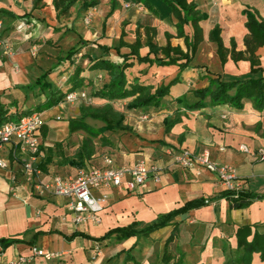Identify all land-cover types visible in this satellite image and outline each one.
Returning <instances> with one entry per match:
<instances>
[{
	"label": "crops",
	"instance_id": "crops-1",
	"mask_svg": "<svg viewBox=\"0 0 264 264\" xmlns=\"http://www.w3.org/2000/svg\"><path fill=\"white\" fill-rule=\"evenodd\" d=\"M52 1L47 0L50 5L48 10L54 14L56 11ZM144 1L100 0L97 6L82 11L79 17L82 19L91 14L94 24L91 29L81 28L78 31L80 43L74 46L78 48L83 43L81 49L78 48L79 54L92 53L119 63L121 57L115 46L120 44V39L133 44L140 35L143 44L140 53L145 55L149 51V46L145 43L146 27L156 29L154 42L159 46H166L170 42L172 46H180L186 50L184 38L178 37V19L170 6L162 0H148L157 11L155 14L147 8ZM188 1L196 3L197 8L208 15L207 19L200 21L204 40L199 44L191 66L180 70L178 65L159 66L134 60L126 71L129 83L138 81L144 85H152L154 89L168 84L180 74V80L170 87L169 94L159 106L129 109L127 103L133 97L109 101L93 96V91L102 87L109 80V75L106 71L87 68L82 74L85 82L81 88L87 91L89 99L74 103L62 101L41 111L44 119L40 131L43 149L35 162L37 166L48 158L49 147H54L57 142L63 143L58 150L65 155L72 156L76 153L84 135L70 133L69 118L81 115L80 106L83 103L95 107L113 103L116 109L125 114V124L132 131L106 132L112 141L111 145H102L99 139L96 140V153L89 160V166H103L105 156L113 158L114 166H129L137 161L147 160L160 166L161 181L156 182L153 176H149L144 184L132 191L127 190L126 185L96 190V197L104 194L108 196L102 202V222L76 226L66 210L64 197L49 193L40 195L25 182L22 164L28 157V152L20 145H6L0 149L1 155L9 161L8 168H0V264H7L18 255L31 254L33 246L62 254L49 261L37 257L33 264H167L165 253L170 258L169 264H225L233 257L237 248L239 227L244 224H259V230L264 232V198L253 200L246 208H231L228 199L223 196L226 190L214 173L204 167H186L176 162L177 155L184 149L194 153L208 149L213 160L232 164L236 168L242 191L264 194V160L255 155L259 149L264 148V109H256L250 99L243 100L244 106L241 109L230 104H209L190 110L177 101L182 96H186L190 103L197 101L193 90L208 85V76L220 75L224 80H234L227 79L229 68L237 71L243 67L246 71L244 78L264 76V46L257 51L262 69L253 73L247 60L235 62L229 57L223 65L217 54L216 43L210 40V32L218 24L226 47L231 48V40L234 38L237 50H245L244 38L248 29L243 10L250 9L264 18V0ZM15 2L19 3L20 0ZM12 3L14 2L0 0V8H7L18 15L26 13L11 6ZM126 3L131 6L125 7ZM40 7L33 6V13L45 12ZM21 19L24 18L12 20H17L18 23ZM14 24L9 29H14ZM38 27V30L42 28L39 24ZM185 31L190 35L192 28L185 26ZM167 33L172 35L170 39ZM64 34L63 38L69 39L76 33L69 28L65 29ZM24 46L22 43L17 44L15 52L18 53L13 62L0 58V104H4L10 112L16 111L13 101H17L22 109L33 108L45 102V96L39 90L28 92L19 88L33 83L30 80L32 51L26 50ZM104 46L111 47L110 51L104 52ZM130 50L127 45L121 46L122 53ZM208 59L217 60L222 72L213 71L208 65ZM62 63L56 69H50L48 78L54 83L58 82L60 71L57 69L62 67ZM40 75L41 73L36 74V79ZM179 109L182 113L181 121L166 131L164 119L174 115ZM144 114H149L150 119L142 120ZM59 116L61 119H58ZM86 122L94 127L104 125L102 121L92 118H87ZM243 144L252 153L242 151L240 146ZM56 152H53L46 169H40L38 180H49L55 174L75 175L79 171V168L69 164H59L61 156ZM199 198L210 202L178 214L169 225L148 236H131L124 240H119L116 234L104 240L89 237H102L113 228L128 226L135 221L150 224L159 215ZM252 229L254 231L256 227L253 226ZM174 230L177 232L168 243ZM9 237L19 238L22 242L3 248V239ZM97 245L100 246L99 253ZM127 256L130 258L128 262ZM251 264H264L259 253L254 254Z\"/></svg>",
	"mask_w": 264,
	"mask_h": 264
},
{
	"label": "trees",
	"instance_id": "trees-1",
	"mask_svg": "<svg viewBox=\"0 0 264 264\" xmlns=\"http://www.w3.org/2000/svg\"><path fill=\"white\" fill-rule=\"evenodd\" d=\"M42 1L43 0H35L34 8H37ZM162 1L170 6L173 14L177 17L178 37L184 38L187 49L185 50L180 46H172L170 42H168L166 46H159L154 42L156 29L146 27L145 43L149 46V51L145 55L140 53V48L143 45L140 35L133 44H127L122 38L120 39V44L115 46L117 53L121 57V62L119 63L92 53H82L81 61L85 59L89 60V65L87 67L89 70L106 71L109 75V80L105 82L102 87L93 91V96L104 98L109 101L124 100L133 97V99L127 103V108L129 109L159 106L162 99L169 94L170 87L180 80V74L168 84H162L156 89H154L152 85H144L138 81L129 83L126 71L133 65L134 60L139 63L157 64L159 66L178 65L180 70H184L191 66L199 44L204 40L200 21L207 19L208 15L207 13L201 12L197 8L196 3L189 2L188 0ZM99 3L100 0L52 1L57 16L69 15L73 7L77 15H79L82 11H87L97 6ZM144 4L147 8L151 9L153 13H157L148 0H145ZM27 14L28 13L18 15L7 8H0V20L4 16L12 19L29 17ZM243 14L247 18L245 26L248 29V33L244 38L245 50H237V43L234 38L231 40V48L226 47L221 35L222 29L218 24L211 30L210 40L216 43L217 54L223 65H225L229 57L235 62L247 60L250 62L251 72L257 73L262 69L257 51L260 47L264 46V18L250 9H244ZM185 26H190L192 28V33L190 35L186 33ZM167 37L170 39L172 35L167 33ZM123 45L129 46L131 48L130 52L122 53L121 46ZM110 49L111 47L108 46L103 47L104 52H109ZM79 53L80 50L76 46L71 47L66 53V58L68 61L70 60V65L68 66L69 79L65 84L60 85L58 82L54 83L49 80L48 77L51 71L48 70L43 72L35 82L19 86L20 89L28 92L39 90V93L45 96V102L33 108L22 109L18 106L17 101H13L12 105L16 107L15 112H10L9 108H6L4 104H0V124L20 118L34 111L41 112L46 108L56 106L64 100L67 92L82 87L85 82V77L82 75L85 71V67L82 62L76 63L73 59V57ZM208 78V85L193 90L194 95L198 98L197 101L190 103L186 96L179 97L177 101L190 110L200 109L209 104H230L235 108L241 109L244 106L243 100L250 99L256 109H264V76L234 80H224L220 75L208 76ZM207 98H210V100L208 101ZM80 112V116L69 118V131L71 134L79 131L85 133L76 153L72 156L65 155L63 151L58 150L62 148L63 143L57 142L54 147H49L47 151L48 158L38 165L39 169H46V165L51 161L52 154L55 150L57 151L56 153L61 156L59 164H69L79 169L86 168L89 166V160L96 153V140L99 139L102 145H111L112 141L108 138L106 132L117 130L132 131L131 128L125 124V114L116 109L113 103H107L102 107H95L83 103L80 106ZM181 115L182 113L179 109L174 115L164 119L166 131H169L175 124L181 121ZM87 118L100 120L104 125L101 127H94L86 122ZM42 149L43 147L40 146V151ZM223 196L228 199L231 208L234 209L246 208L251 205L253 200L264 198V194L256 195L248 191H240L236 196L233 191L226 190ZM209 202V200L203 198L195 199L187 202L181 208L159 215L158 218L150 224H143L135 221L128 226L113 228L99 238L91 237L87 234L84 235L94 240H104L111 237L113 234H116L119 240H124L131 236H148L151 232L169 225L178 214L191 208L206 205ZM253 226L256 227L254 231L252 229ZM258 227L259 224H244L239 227L237 230V248L233 257L228 259L225 264H251L255 253H259L261 259L264 261V232H261ZM176 232L177 230L173 231L168 243L173 240ZM249 237L251 238L249 239ZM16 242H22V240L16 237L4 238L2 241L3 248H7ZM129 259L130 258L127 256L126 262H128ZM169 260L170 258L168 256L166 257L165 253V261L167 264H169Z\"/></svg>",
	"mask_w": 264,
	"mask_h": 264
},
{
	"label": "built area",
	"instance_id": "built-area-1",
	"mask_svg": "<svg viewBox=\"0 0 264 264\" xmlns=\"http://www.w3.org/2000/svg\"><path fill=\"white\" fill-rule=\"evenodd\" d=\"M130 6V3L125 4L127 8ZM89 15L85 18L86 23H90L92 15ZM35 24L36 20L34 18L29 21L21 19L17 23L16 29L20 32L27 31L25 37L29 39L32 36L31 27ZM1 28L2 21L0 20ZM0 46H3L7 51L13 49L2 38H0ZM36 50V47L32 48L33 55L36 54ZM78 55L82 56V54ZM68 79L69 74L63 75L58 83L60 85L65 84ZM87 99H89L87 91L79 87L67 92L63 101L74 103ZM58 119H61V117L59 116ZM141 119L149 120L150 115L144 114ZM43 124V116L41 112L37 111L0 124V149H3L6 145L16 144L28 152L29 155L22 164L25 182L31 185L40 195L49 193L64 197L66 199V210L71 215L72 222L76 226L90 223L100 224L102 222L101 213L104 209L102 202L108 196L104 194L96 197V190L126 185L127 190L132 191L144 184L149 176H153L156 182L161 181L160 166L157 163L140 160L129 166H114V160L111 156L103 158V166H88L79 169L75 175L55 174L49 180H38L40 169L35 162L40 153V131ZM240 149L252 153L247 145H241ZM255 155L260 160H264V148L259 149ZM176 162L186 167L200 166L206 168L218 177L225 190L233 191L236 196L242 191L240 189L241 184L238 183L236 168L232 164L219 163L213 160L208 149L199 153L184 149L177 155ZM8 167L9 161L0 153V168ZM96 250L98 253L100 252L99 245L96 246ZM61 256L62 254L59 252H49L33 246L31 254L18 255L7 264H33L37 257H42L49 261Z\"/></svg>",
	"mask_w": 264,
	"mask_h": 264
},
{
	"label": "rangeland",
	"instance_id": "rangeland-1",
	"mask_svg": "<svg viewBox=\"0 0 264 264\" xmlns=\"http://www.w3.org/2000/svg\"><path fill=\"white\" fill-rule=\"evenodd\" d=\"M7 2H14L10 4L11 6L16 7L18 10H24L29 17H24V20L29 21L30 19H35L37 22L36 24L40 25L42 27L40 30L39 27L37 28V25H33L31 27L32 36L29 39H26L25 34L27 31H17L16 25L17 20H12L10 17H3L1 18L2 21V28L0 29V38H2L6 44L13 47L12 50L7 51L3 46H0V58L4 60H9L13 62L12 60L15 59V56L18 52H15L17 49V44L22 43L26 47V50L32 51L33 47H36V54H31L30 57L31 60V66H30V72L31 82H34L36 79V74L43 73L48 70L56 69V67L62 63V67H59L57 70L60 71L58 73L59 79L63 76L68 74L69 71V65L70 60L66 58L67 51L77 43H80V37L77 33L78 31L83 29H91L93 28L94 20H90V23L85 22V18L89 15H85L84 17H79V15H76L77 12L75 8L71 9V13L67 16L60 15L57 16V12L54 14L50 13L48 10V6H50L47 2V0H43L39 3L38 6H41L40 8H44L45 12H42L40 14L33 13L34 12V0H20V2H15V0H6ZM24 13V12H23ZM24 15V14H23ZM90 16V15H89ZM32 17V18H30ZM20 21V20H18ZM16 22V25L14 24ZM14 29H9L13 24ZM72 28L74 29L75 35H68L71 36V38L67 39L64 37V31L65 29ZM59 30V31H58ZM30 31V30H28ZM58 31V32H57ZM64 35H63V34ZM228 36V35H226ZM62 40V41H61ZM83 45V43L81 44ZM80 45V46H81ZM78 47L81 49V47ZM93 47V46H92ZM91 47V48H92ZM89 48V49H91ZM76 63L82 62L85 69L88 67L89 62L87 59L84 61L82 60L81 55H76L73 57ZM208 65L210 68L215 72H222L220 64L217 60L214 59H208L207 60ZM245 69L241 67L239 70H234L229 68L227 71V79H239L244 78L246 76ZM58 79V81H59ZM50 80V79H49ZM85 135L83 131L76 132V135Z\"/></svg>",
	"mask_w": 264,
	"mask_h": 264
}]
</instances>
